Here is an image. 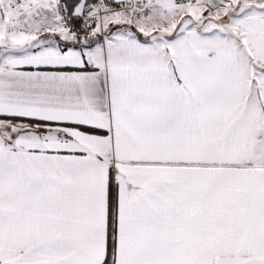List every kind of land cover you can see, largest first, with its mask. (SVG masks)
<instances>
[{
	"label": "snow or ice",
	"instance_id": "obj_1",
	"mask_svg": "<svg viewBox=\"0 0 264 264\" xmlns=\"http://www.w3.org/2000/svg\"><path fill=\"white\" fill-rule=\"evenodd\" d=\"M0 264H264V0H0Z\"/></svg>",
	"mask_w": 264,
	"mask_h": 264
}]
</instances>
